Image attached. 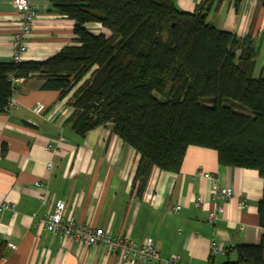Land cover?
<instances>
[{
  "label": "crops",
  "instance_id": "0c3cea01",
  "mask_svg": "<svg viewBox=\"0 0 264 264\" xmlns=\"http://www.w3.org/2000/svg\"><path fill=\"white\" fill-rule=\"evenodd\" d=\"M35 29L21 60H45L72 42L75 21L55 11L51 0H31ZM203 0H176L193 11ZM210 2L211 8L206 9ZM208 20L216 27L249 38L256 50L254 75L264 74V1L206 0ZM18 16L13 0H0V61L14 60ZM89 27L99 32L98 24ZM44 80L23 81L15 105L0 113V264H144L126 261L102 244L86 245L47 231L42 220L58 200L66 217L103 227L114 236L143 241L152 237L165 264H223L235 247L257 244L264 228L258 203L264 181L253 168L220 164L213 148L189 145L179 172L153 167L141 195L134 182L139 153L110 125L84 135L69 118L73 90L64 97L43 87ZM41 101L46 108L34 111ZM64 137V139H61ZM46 187V196L42 199ZM232 189V197L213 196V187ZM180 206L178 211L176 206ZM218 205L224 211L209 220ZM223 247L212 253L211 241Z\"/></svg>",
  "mask_w": 264,
  "mask_h": 264
},
{
  "label": "trees",
  "instance_id": "16d2710c",
  "mask_svg": "<svg viewBox=\"0 0 264 264\" xmlns=\"http://www.w3.org/2000/svg\"><path fill=\"white\" fill-rule=\"evenodd\" d=\"M51 1L75 21L72 42L45 60L0 61V113L33 77L60 97L73 90L69 121L80 134L110 125L139 153V195L153 167L179 172L189 145L213 148L220 164L256 169L264 181V74L254 75L249 38L176 0ZM258 212L264 228V188ZM235 249L238 260L223 264H264V234Z\"/></svg>",
  "mask_w": 264,
  "mask_h": 264
},
{
  "label": "built area",
  "instance_id": "2783aa9c",
  "mask_svg": "<svg viewBox=\"0 0 264 264\" xmlns=\"http://www.w3.org/2000/svg\"><path fill=\"white\" fill-rule=\"evenodd\" d=\"M13 2L18 16V25L14 32L13 40L14 60H21L23 52L28 48L27 38L35 29L34 20L37 15V10L31 0H13ZM14 105L15 99L12 96L5 111H10ZM45 108V103L38 101L33 109L36 113H42ZM61 139H64V137H61ZM38 186L45 190L41 195L43 199L46 196V187L40 182H38ZM213 196L230 198L232 197V189L225 188L220 190L218 185L215 184L213 187ZM0 207L7 208L10 205L4 203ZM66 208V202L64 200H58L54 209L41 219L47 231L59 235L62 239H74L89 246L102 244L109 250L119 251L121 258L126 261H138L144 264H150L159 259V254L152 237H147L143 241L138 242L127 237L114 236L111 231L103 227H94L88 223L76 221L73 217H66ZM179 209L180 206H176L175 210L178 211ZM223 211L224 205H218L216 211L210 214L209 220L214 222L217 219V213H222ZM211 251L212 253H222L224 249L217 241L212 240ZM177 259L178 256L173 254L165 260V264H176Z\"/></svg>",
  "mask_w": 264,
  "mask_h": 264
},
{
  "label": "water",
  "instance_id": "95a60500",
  "mask_svg": "<svg viewBox=\"0 0 264 264\" xmlns=\"http://www.w3.org/2000/svg\"><path fill=\"white\" fill-rule=\"evenodd\" d=\"M205 4H206V0H203V2L201 3V7H204ZM210 8H211V3L208 2V3L206 4V9L209 10Z\"/></svg>",
  "mask_w": 264,
  "mask_h": 264
},
{
  "label": "rangeland",
  "instance_id": "374dc122",
  "mask_svg": "<svg viewBox=\"0 0 264 264\" xmlns=\"http://www.w3.org/2000/svg\"><path fill=\"white\" fill-rule=\"evenodd\" d=\"M226 259H228V260L232 261V260H235L236 258H234V256H232V255H229V256H227V258H226Z\"/></svg>",
  "mask_w": 264,
  "mask_h": 264
}]
</instances>
